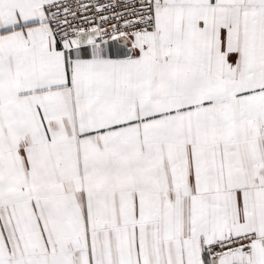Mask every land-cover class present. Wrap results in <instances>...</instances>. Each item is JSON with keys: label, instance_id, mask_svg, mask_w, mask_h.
Segmentation results:
<instances>
[{"label": "snow or ice", "instance_id": "obj_1", "mask_svg": "<svg viewBox=\"0 0 264 264\" xmlns=\"http://www.w3.org/2000/svg\"><path fill=\"white\" fill-rule=\"evenodd\" d=\"M0 264H264V0H0Z\"/></svg>", "mask_w": 264, "mask_h": 264}]
</instances>
